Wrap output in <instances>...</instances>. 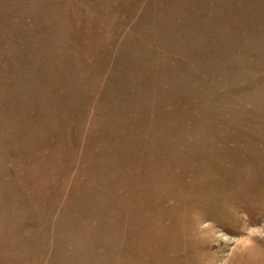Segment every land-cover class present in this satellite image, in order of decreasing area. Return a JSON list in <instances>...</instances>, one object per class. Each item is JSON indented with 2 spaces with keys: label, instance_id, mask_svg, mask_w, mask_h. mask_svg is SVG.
Masks as SVG:
<instances>
[{
  "label": "rangeland",
  "instance_id": "obj_1",
  "mask_svg": "<svg viewBox=\"0 0 264 264\" xmlns=\"http://www.w3.org/2000/svg\"><path fill=\"white\" fill-rule=\"evenodd\" d=\"M0 264H264V0H0Z\"/></svg>",
  "mask_w": 264,
  "mask_h": 264
}]
</instances>
